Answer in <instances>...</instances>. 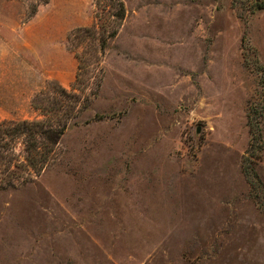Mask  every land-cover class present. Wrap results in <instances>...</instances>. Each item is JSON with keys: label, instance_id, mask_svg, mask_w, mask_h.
Segmentation results:
<instances>
[{"label": "rangeland", "instance_id": "obj_1", "mask_svg": "<svg viewBox=\"0 0 264 264\" xmlns=\"http://www.w3.org/2000/svg\"><path fill=\"white\" fill-rule=\"evenodd\" d=\"M113 1L0 0V125L69 119L0 144V264H264V9Z\"/></svg>", "mask_w": 264, "mask_h": 264}, {"label": "trees", "instance_id": "obj_2", "mask_svg": "<svg viewBox=\"0 0 264 264\" xmlns=\"http://www.w3.org/2000/svg\"><path fill=\"white\" fill-rule=\"evenodd\" d=\"M234 1H239V0H234ZM241 1L243 2V4H245L246 10L250 11L251 13H255L258 10L264 9V0H241ZM112 3L117 4V8H118V10L113 14V16L117 18L119 21H122L126 16V7H125L124 2L122 0H114ZM37 10L38 9L36 7L33 11V14H35ZM116 34H117V30L113 31L110 34V37H113ZM106 40L107 38H104V40H102V48H105ZM79 68L81 69L83 67L80 66ZM82 81H83V77L80 72L77 74L76 83H79ZM76 83H74L72 87L73 90L77 88ZM59 90L65 96L77 97L76 93L72 95L65 88L61 87ZM41 99L43 98L40 96L36 97L35 106L36 108L47 112L48 110L47 107H43V105H41L39 102ZM71 109H68L66 111L67 116H65V118H69L72 115ZM68 125H69V119H65V120L61 119L57 125L49 124L48 127H46L45 122L42 120H36V121L23 120V121H18V122L2 123L0 125V144H3L2 146L6 145V147H8L9 141H5V143H2L3 140H5L6 138L10 139L9 136H12V139H14V138L24 135L26 138L27 152H28V159L26 160L28 161V165L30 166H34L35 162L38 161L35 168H37V173H39L44 169L45 165L48 162L50 152L54 150L55 146L60 142V139L62 135L65 133V131L67 130ZM249 125L254 135L256 134V130L257 131L260 130L258 129L260 127H257V128L255 127L254 118L252 117L251 114L249 115ZM263 148H264L263 142L260 141V139L258 140V137L254 136L253 142L250 145V149L243 159L244 173L247 179L250 181V183L254 185V187H255V181L253 177V168L249 167V164L250 162H252L251 156H254V154H257V156H260L259 150L261 151L263 150ZM45 151H48L47 153L48 155L46 156H45V153H46ZM40 153L41 155H39ZM5 156H8V155L4 154V152L0 153V159L4 158ZM38 156L40 158H38ZM7 161L8 160H5V162ZM9 162H11V159H9ZM40 163L41 165L37 167L38 164ZM14 166H16V164ZM12 169L13 167L9 165L8 169H3L1 173L3 174L7 173L8 180H14L16 177V173Z\"/></svg>", "mask_w": 264, "mask_h": 264}, {"label": "crops", "instance_id": "obj_3", "mask_svg": "<svg viewBox=\"0 0 264 264\" xmlns=\"http://www.w3.org/2000/svg\"><path fill=\"white\" fill-rule=\"evenodd\" d=\"M10 6V3L8 2L7 3V10L5 11V8H4V5H3V9H2V11H1V13H0V16H1V21H2V23L4 24V20H5V18H7V26H9V15H10V11H9V7Z\"/></svg>", "mask_w": 264, "mask_h": 264}]
</instances>
